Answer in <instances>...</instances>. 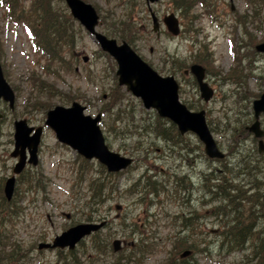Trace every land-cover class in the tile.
Returning a JSON list of instances; mask_svg holds the SVG:
<instances>
[{"label":"rangeland","instance_id":"rangeland-1","mask_svg":"<svg viewBox=\"0 0 264 264\" xmlns=\"http://www.w3.org/2000/svg\"><path fill=\"white\" fill-rule=\"evenodd\" d=\"M4 1L0 0V65L15 103L10 110L0 102V229L12 236L24 257L3 264H259L260 258L252 253L264 240V209H255L252 204V181L240 175L242 158L237 152L244 156L256 147V140L245 127L253 121L252 101L264 87V55L254 50L264 42V0H208L211 9L207 13L194 3L186 17L181 16L174 0H160L151 6L159 22L173 13L181 32L173 37L161 24L159 38L151 31L144 0H82L99 14L97 32L117 44L126 42L158 74L173 76L180 102L191 111H204L213 139L226 155L222 161L208 159L194 134L179 135L167 119L160 118V123L168 129L165 135L169 141L151 132L159 118L156 112L144 109L138 98L118 85L116 63L72 17L75 42L70 50L63 47L61 54L71 70L54 64L50 71L56 75L45 71L47 64L37 62L27 29L8 16ZM33 1L16 3L27 13ZM50 1L58 16H71L65 0ZM120 21L137 28L133 43L118 36ZM193 64L205 69L204 81L213 90L208 102L200 97L189 74ZM234 68L241 75L230 77ZM35 77L53 84L57 91V96L45 100L50 104L46 108L34 105ZM114 91L118 97L110 114H103L108 102L112 103L108 95ZM72 102L84 106L85 115H101L99 127L107 147L133 158L129 168L109 175L97 161L84 160L56 140L54 132L44 126L46 113L55 106L69 107ZM22 119L29 126H44V131L38 163L27 165L15 178L13 197L18 208L9 217L2 200L3 187L16 163L11 157L13 123ZM260 121L264 129V115ZM258 167V176L263 178H258L263 185L260 189L264 191V163ZM226 168L231 171L223 174ZM221 176L237 187L230 196L245 199L226 207V215L219 213L226 201L215 199L219 194L212 188L217 178H224ZM92 182L102 183L99 193L103 196L92 195ZM230 208L233 211L228 213ZM102 221H106L102 230L82 240L73 254L37 248L74 225ZM233 224L247 227L241 250L226 240L230 235L224 238V229ZM115 240L120 243L116 252L112 247ZM186 250L191 254L181 258Z\"/></svg>","mask_w":264,"mask_h":264},{"label":"water","instance_id":"water-1","mask_svg":"<svg viewBox=\"0 0 264 264\" xmlns=\"http://www.w3.org/2000/svg\"><path fill=\"white\" fill-rule=\"evenodd\" d=\"M159 0H144L150 12L152 32H159V21L151 10V5ZM71 17L76 20L84 30L98 43L102 52L106 53L116 63L115 75L118 85L136 98H139L145 109H152L158 117L169 120L178 132L194 134L203 146L204 155L210 160H222L225 157L219 150L213 136L205 122L204 111L193 112L186 108L179 100L178 84L173 76H161L145 63L133 49L126 43L117 44L97 32L99 16L95 8L82 0H65ZM163 25L172 36H178L180 27L174 14L162 19ZM255 51L264 54V43L255 46ZM87 58L84 57V62ZM199 87L200 97L208 102L213 96V90L205 83V69L199 64L189 68ZM8 104L10 110L14 108L15 95L3 76L0 65V102ZM252 109L254 122L247 130L257 139L258 152L264 153V132L260 127L259 116L264 113V87L260 97L253 101ZM85 107L72 102L69 107L55 106L46 114L45 126L54 133L57 141L86 160H96L108 173H117L125 170L131 159L109 150L105 144L103 134L98 122L101 115L95 117L84 115ZM2 114L0 113V119ZM14 127V147L11 157L16 158L12 169L13 175L5 180L3 194L10 201L15 186V176L25 168L26 162L37 164V150L41 139V127H30L24 119L16 120ZM28 156V159H27ZM104 223H81L68 228L53 239L51 244L40 243L39 249L67 248L72 250L83 238L98 231ZM119 241L112 243L113 251L119 250ZM184 251L181 258L190 255Z\"/></svg>","mask_w":264,"mask_h":264},{"label":"trees","instance_id":"trees-1","mask_svg":"<svg viewBox=\"0 0 264 264\" xmlns=\"http://www.w3.org/2000/svg\"><path fill=\"white\" fill-rule=\"evenodd\" d=\"M16 1L17 0L4 1L8 4L7 5L8 14H9L8 16L13 18L16 23L18 22L23 23V25L27 29L30 35V39H31L30 41L32 43L33 50L35 54L38 56L37 62L39 63L40 60L45 61L47 65L46 68H44V70L54 75H56V73L50 71L54 66V64H58V65L63 64L67 72L70 71L71 67L63 63L64 59L61 54L63 47L66 46L70 50L75 42L74 28H72L73 20L71 19V16L66 15L64 16L65 18L58 16L55 12L52 11L53 8L50 0L33 1L27 13H24L23 7L17 6ZM173 2L176 8L179 10L182 17H186L191 12L194 3H198L199 5H202L203 8L206 10V12H209V9H211L210 8L211 4L208 3V0H174ZM249 2L251 3L253 2V0H250ZM101 21H104L103 16H101ZM40 22H42V24L39 27L37 24L40 25ZM112 25L115 26L116 23L112 22ZM112 28L114 29V27ZM116 31L118 36L122 40L127 41L129 43H133V40L136 39L138 32L135 26L125 21H120L117 24ZM237 70H238L237 68L232 69L231 73L229 74L230 77L231 75L232 76L241 75V71L237 72ZM31 79L33 78L31 77ZM33 86L36 89V93H37V100H35L34 105H40L43 108L50 106V104L48 103L49 101H45V100L46 99L51 100L52 97L57 96L56 94L57 91L55 92V86L53 84L41 80L39 77L34 78ZM108 96L110 97V99H112V103L110 104V102H108L107 104L108 107L105 106L104 111H102L103 114L106 113L110 114L111 108L113 107L112 104L115 102V99L118 97V94L116 91H114L112 92V94H109ZM187 108L189 109V107ZM2 119H0V123L2 122ZM161 121L162 120L160 118H157L156 123H154L153 128H150V130L151 132L156 133L157 137L169 141V138L167 137V135H165L168 129L165 128L160 123ZM174 128L176 129L175 126ZM145 129L146 128H144V130ZM178 134L181 135L179 132ZM172 140H174V137H172ZM176 143L178 144L179 142L177 141ZM237 154H239L242 158L239 161V169L242 171L240 175H244L245 177L250 178V180L252 181L251 188L252 191H254V194L250 196V199H253L254 201L251 202L255 209L258 207L260 210H263L264 191H261L260 188L263 185L258 180V178H260L261 180H263V178L258 176V174L260 173L258 165L259 163H264V154H257L256 148L252 149L251 152H248L244 156L241 154V152H237ZM243 158L247 160V163L243 162L244 161ZM253 159L255 160V163L254 165H251L254 162ZM230 171L231 169L226 168V170L223 171V174L230 173ZM221 177L224 178L221 179L217 178L218 182L215 185H213L212 188H214L217 191V194H219L217 195L218 197L217 196L214 197L215 199L219 198L221 201H226V206L224 208L222 207L219 208V213L226 215V213L223 211L226 207L234 205L236 204L235 202L238 201L239 202L245 201V199L243 198L240 199L238 196H230V193L232 191H237V187L229 183L227 184V180L225 179L226 178L225 176H221ZM233 177L237 179V176H233ZM150 184L157 189L155 183H150ZM89 187L92 190L93 196L97 195V197H99L101 195L102 196L104 195L99 193L103 190V186L101 182H97V183L92 182ZM145 188L149 189L148 186H145ZM107 189H109V187H107ZM112 190L113 187H111V191ZM2 200L7 207L6 211L8 212L10 217V213L13 211V209L18 208L16 206V201L14 200V197H12L10 201H7L5 197H2ZM232 211L233 209L230 208V210H228V213H231ZM7 219H8V215L6 220ZM0 221L3 222L2 219H0ZM246 229L247 227L242 226L241 224H233L224 229L223 232L224 238L225 236L230 235V238L227 239L225 238V239L229 243L231 242L235 249L241 250L245 243V238L243 236L245 234ZM11 239H12L11 235L7 234L5 230L0 229V264L12 260V258L18 262L19 258L24 257V254L21 255V253L19 252L20 249L11 241ZM179 243L185 244L184 241L183 242L179 241ZM259 244H261L262 246L257 247L258 244H256V246H254L253 248L252 255L256 257V259L260 258L259 264H264V252L260 253V248L261 250L263 249L264 240H261ZM257 254H260V256H258Z\"/></svg>","mask_w":264,"mask_h":264},{"label":"flooded vegetation","instance_id":"flooded-vegetation-1","mask_svg":"<svg viewBox=\"0 0 264 264\" xmlns=\"http://www.w3.org/2000/svg\"><path fill=\"white\" fill-rule=\"evenodd\" d=\"M158 3V2H157ZM157 3H155V4H157ZM146 5V4H145ZM154 5V4H153ZM146 7H147V5H146ZM147 11H148V13H149V16H150V12H149V10H148V7H147ZM152 12H153V10H152ZM154 14H155V12H153ZM170 14H173V13H170ZM167 15H169V14H167ZM167 15H165V16H167ZM155 16H156V14H155ZM165 16H163V18L165 17ZM157 17V16H156ZM162 18V19H163ZM157 19H158V17H157ZM162 19L160 20V22H159V32L158 33H153V34H155V36L157 37V38H159L160 37V34H161V24L163 25V22H162ZM158 21H159V19H158ZM163 27L165 28V26L163 25ZM165 31H166V33L167 34H169V32L166 30V28H165ZM170 35V34H169ZM261 43H264V42H261ZM258 44H260V43H258ZM256 46V45H255ZM255 46H254V50H255ZM257 53H260V52H257ZM262 55H264L263 53H261ZM75 56H77V55H75ZM83 61H84V57H83ZM188 72H187V70L186 71H184V74H187ZM263 92V91H262ZM261 95V94H260ZM213 97V96H212ZM211 97V98H212ZM260 97V96H259ZM258 97V98H259ZM257 98V99H258ZM211 100V99H210ZM254 100H256V99H254ZM253 100V101H254ZM253 101H252V104H253ZM205 102V101H204ZM252 112H253V109H252ZM264 115V113H262L260 116H259V122H260V127H261V129H262V126H261V117ZM254 122V113H253V121H252V123ZM45 123V122H44ZM251 123V124H252ZM250 124V125H251ZM250 125H248V126H250ZM248 126H246L245 127V130L248 132V133H250L248 130H247V128H248ZM39 127H41L42 128V132H41V138H42V133H43V131H44V126H39ZM50 129V128H49ZM51 130V129H50ZM263 130V132H264V129H262ZM251 135H252V137L254 138V136H253V134L252 133H250ZM54 135H55V133H54ZM56 138V137H55ZM255 140H256V151H257V154H264V153H259L258 152V146H257V139L256 138H254ZM57 140V139H56ZM263 141H264V137H263ZM40 142H41V139H40ZM61 144V143H60ZM63 145V144H62ZM38 148H39V146H38ZM226 156V155H225ZM28 159V158H27ZM132 159V162L134 161L133 160V158H131ZM252 160V159H251ZM254 162H253V165H254V163H255V160H253ZM37 163H38V150H37ZM27 165H32V164H29L28 162H26V164H25V167L27 166ZM252 165V164H251ZM34 166V165H33ZM13 169V168H12ZM25 169V168H24ZM13 174V173H12ZM12 176V175H11ZM16 176H18V175H16ZM15 176V177H16ZM15 182H16V179H15ZM16 184V183H15ZM179 186H181V185H179ZM14 189H15V187H14ZM67 217H70V215H67ZM91 223H99V222H91ZM105 224V223H104ZM103 224V226H102V228L105 226ZM102 228H101V230H102ZM99 232V231H98ZM97 233V232H96ZM95 234V233H94ZM93 235V234H92ZM89 237V236H88ZM87 237H85V238H83L82 240H85ZM82 240H80L77 244H76V246H75V248H77V246H78V244L82 241ZM53 242V240H51L50 241V243H52ZM46 243V242H45ZM39 246V245H38ZM38 248V247H37ZM74 248V249H75ZM74 249H72V250H70L69 251V253H71V254H73V252H74ZM38 250H59V251H68L69 249H67V248H64V249H51V248H48V249H39L38 248Z\"/></svg>","mask_w":264,"mask_h":264}]
</instances>
